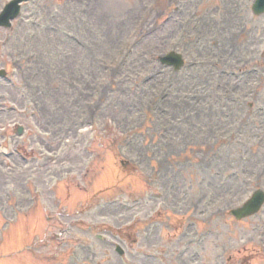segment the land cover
Masks as SVG:
<instances>
[{
    "label": "rangeland",
    "instance_id": "374dc122",
    "mask_svg": "<svg viewBox=\"0 0 264 264\" xmlns=\"http://www.w3.org/2000/svg\"><path fill=\"white\" fill-rule=\"evenodd\" d=\"M254 1L30 0L0 28V264H264V208L229 215L264 189Z\"/></svg>",
    "mask_w": 264,
    "mask_h": 264
},
{
    "label": "water",
    "instance_id": "95a60500",
    "mask_svg": "<svg viewBox=\"0 0 264 264\" xmlns=\"http://www.w3.org/2000/svg\"><path fill=\"white\" fill-rule=\"evenodd\" d=\"M259 11V10H258ZM264 198V195H256V197H255V201H254V203L255 204H259L260 202H261V200Z\"/></svg>",
    "mask_w": 264,
    "mask_h": 264
}]
</instances>
